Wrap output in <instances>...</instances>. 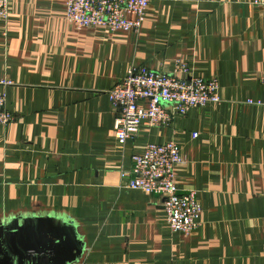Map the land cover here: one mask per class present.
<instances>
[{"label": "crops", "instance_id": "0c3cea01", "mask_svg": "<svg viewBox=\"0 0 264 264\" xmlns=\"http://www.w3.org/2000/svg\"><path fill=\"white\" fill-rule=\"evenodd\" d=\"M66 0H9L0 19V246L9 226L50 221L49 264H264V18L254 0H153L137 34L65 20ZM216 78L221 102L119 146L108 90L131 67ZM183 77V75L179 74ZM193 134H197L193 137ZM174 141L199 228L170 232L158 196L121 187L147 144ZM9 227V228H8ZM12 230V231H9ZM0 264H15L0 250Z\"/></svg>", "mask_w": 264, "mask_h": 264}, {"label": "built area", "instance_id": "2783aa9c", "mask_svg": "<svg viewBox=\"0 0 264 264\" xmlns=\"http://www.w3.org/2000/svg\"><path fill=\"white\" fill-rule=\"evenodd\" d=\"M152 1L66 0L64 17L78 29L105 28L137 34ZM253 4L261 8L264 18V0H254ZM8 16L9 0H0V19L6 20ZM259 82L264 91V75ZM107 94L115 115L114 138L121 147L144 125L167 127L173 118L184 117L192 109L221 102L218 80L191 76L187 63L181 60L176 61L172 74L131 67ZM246 103L264 107V98ZM13 120V114L6 109V95L0 92V126ZM182 163L180 148L174 141L147 144L141 153L131 156L130 169L121 172L120 177L122 188L160 197L170 232L189 235L199 228L201 207L194 190L183 191L175 184L174 170Z\"/></svg>", "mask_w": 264, "mask_h": 264}, {"label": "water", "instance_id": "95a60500", "mask_svg": "<svg viewBox=\"0 0 264 264\" xmlns=\"http://www.w3.org/2000/svg\"><path fill=\"white\" fill-rule=\"evenodd\" d=\"M26 227L9 226L0 250L15 264H49L57 258V248L64 244L63 227L47 222ZM8 227V228H9Z\"/></svg>", "mask_w": 264, "mask_h": 264}]
</instances>
